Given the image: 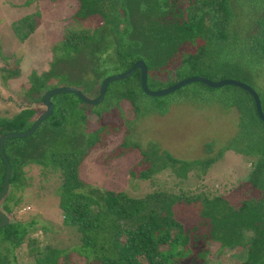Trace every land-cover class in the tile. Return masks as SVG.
I'll list each match as a JSON object with an SVG mask.
<instances>
[{
  "label": "trees",
  "instance_id": "obj_1",
  "mask_svg": "<svg viewBox=\"0 0 264 264\" xmlns=\"http://www.w3.org/2000/svg\"><path fill=\"white\" fill-rule=\"evenodd\" d=\"M39 1L46 4L59 0ZM67 1L77 4L72 19L87 23L98 20L99 25L89 30H69L52 47L50 70L40 77L35 73L28 76L25 96L33 104L40 103L47 83L55 86L56 82L51 86L49 82L54 77L62 80L73 74L75 84L88 90L92 84L99 86L107 74L126 73L139 60L147 67V88H169L194 76L211 82L235 80L245 84L264 62V0ZM32 2L38 1L28 0L26 4ZM36 25L35 17L27 16L14 23L12 31L22 42ZM57 64L64 65V70L57 72ZM76 69L80 74H74ZM139 73L110 83L101 104H109L108 109L116 107L125 117H138L140 105H151L153 113L163 115L165 101L142 94ZM17 74L18 70H13L5 77ZM160 77L166 81L159 82ZM225 87L233 90L230 106L240 115V130L233 140L243 149L227 144L221 157L225 151H233L251 158L247 174L225 195L212 196L182 187L189 173L200 178L216 160L179 161L152 144L140 151L130 176L151 182L156 175L167 173L175 180L171 189L157 186L151 193L133 199L122 192L87 188L78 178V167L95 143L108 136L103 130L117 129L103 126L99 121L102 113L97 111L96 127L87 131L86 106L71 94L50 99L52 115L30 136L4 141L11 169L7 195L22 189L21 174L28 165L57 172L61 178L57 191L62 224L79 235L81 246L73 252L82 264H208L216 250L239 249L246 251L238 264H264V125L258 121L248 94ZM123 103L130 106L127 112ZM261 108L264 115L262 103ZM35 115L34 108L25 106L11 118L0 119V137L28 130ZM120 148L123 152L136 151L137 146L123 141ZM2 163L0 158V191ZM17 197L1 208L5 217L20 207L21 197ZM35 224L36 219L26 223L8 219L0 230V264H17L13 251L22 246ZM246 232L252 234L249 241ZM31 243L33 240L28 239ZM29 252H36L33 264H74L65 251Z\"/></svg>",
  "mask_w": 264,
  "mask_h": 264
},
{
  "label": "rangeland",
  "instance_id": "obj_2",
  "mask_svg": "<svg viewBox=\"0 0 264 264\" xmlns=\"http://www.w3.org/2000/svg\"><path fill=\"white\" fill-rule=\"evenodd\" d=\"M26 1L28 0H0V119L11 118L25 106L35 109L34 119L42 115L45 112L42 104H33L25 96L29 87L28 76L35 73L40 77L50 70L53 60L52 47L60 42L67 31L89 30L99 25L98 20L87 23L72 19L77 7L73 1L59 0L46 4H41L42 1L39 0L26 4ZM27 16L35 17L37 27L24 41L19 42L12 31L13 24ZM63 66L57 64L55 70L61 72V69L65 68ZM13 70H18L19 74L11 78L5 77ZM79 72L80 70L76 69L74 74H80ZM72 75H66V79L62 80L54 77L49 82L50 86L56 82L55 86L49 87L47 83V90L45 87L44 89L48 91L71 87L88 100L97 96L99 86L92 84L85 90L83 86L75 84L77 80ZM84 79L88 80L90 77L85 76ZM158 81L163 83L166 78L160 77ZM245 84L250 86L264 105V62L259 70L252 74V80ZM148 88L150 91L164 89L157 85ZM230 92L233 90L226 87L211 90L195 83L190 84L171 95L159 98L165 101L162 107L165 109L163 115L153 113L154 108L151 105H140L141 112L136 118L132 114L125 117L116 107L106 108L109 104L106 106L100 103L93 107H84L89 123L87 131L95 129L97 111L102 113L99 121L103 126L111 125L117 130H103L108 136L103 141L98 138L95 147L78 167L79 180L87 188L122 192L133 199L151 193L157 186L171 189L175 180L167 173L156 175L151 182L130 176L140 151L152 144L179 161L216 160L200 178H196L194 173H189L182 187L210 192L212 196L225 195L244 178L251 162V158L233 151H225L221 157V150L227 144L243 149L241 143L233 140L240 130V115L236 107L230 106L234 102ZM149 99L143 100L150 101ZM122 105L127 112L130 106L127 103ZM145 110L151 112H143ZM123 141L137 146L136 151L123 152L120 148ZM137 171L138 169L134 173ZM21 181L22 189L16 194L9 191L0 205L1 210L6 202H12V199L20 196L22 203L20 207L12 209L9 221L19 220L26 223L36 219L34 231L28 233L22 246L13 251L15 262L33 264L36 252L31 254L29 251L45 254L46 251L59 250L70 253L74 264H82L73 252L76 250L74 248L81 246L80 237L73 228L62 224L57 191L61 182L59 174L28 165L22 170ZM245 236L249 241L252 234L246 232ZM28 239H32L33 243L28 244ZM217 251L219 250L210 254L208 264H238L244 259L246 249Z\"/></svg>",
  "mask_w": 264,
  "mask_h": 264
},
{
  "label": "water",
  "instance_id": "obj_3",
  "mask_svg": "<svg viewBox=\"0 0 264 264\" xmlns=\"http://www.w3.org/2000/svg\"><path fill=\"white\" fill-rule=\"evenodd\" d=\"M136 71H139V88L142 92V94L148 98H161L164 96L171 95L179 89L190 85L194 83H200L203 86L211 89V90H218L221 89L225 86H230L234 88H238L248 94L250 98H252L254 107H255V112L257 115L258 121L264 125V115L262 113V108H261V103L259 98H257L255 92L247 85L240 83L235 80H223V81H218V82H211L205 78H201L198 76L186 78L183 80H180L178 83L174 84L172 87L169 88H164L159 91H150L147 88L146 85V76L148 74L147 67L144 64L143 61L139 60L137 61L134 66L127 71L126 73H120V74H114L105 77L98 88L97 96L91 100H88L85 98L81 93L78 92L77 89L71 88V87H59L55 89L48 90L43 96L40 101L42 106L45 109V112L40 115L37 119L34 120L33 124L29 127L28 130L20 133H6L3 136L0 137V158L2 160V164L4 167V175H3V180H2V188L0 191V203L4 200L5 196L7 195V189H8V181L11 175V169L9 165V161L6 158L5 151L3 148V143L4 141L8 139H17V138H26L30 136L33 132H35L39 126L48 118L52 115L53 113V104L50 102V99L53 96L60 95V94H71L74 95L79 102H81L83 105L88 106V107H93L101 103L107 86L110 83L121 81V80H126L128 79L132 74H134ZM8 224V218L5 217L1 212H0V230L4 229L6 225Z\"/></svg>",
  "mask_w": 264,
  "mask_h": 264
}]
</instances>
